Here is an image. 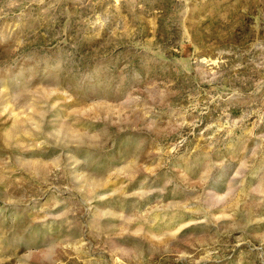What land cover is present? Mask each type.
Returning <instances> with one entry per match:
<instances>
[{"label":"rangeland","instance_id":"1","mask_svg":"<svg viewBox=\"0 0 264 264\" xmlns=\"http://www.w3.org/2000/svg\"><path fill=\"white\" fill-rule=\"evenodd\" d=\"M0 264H264V0H0Z\"/></svg>","mask_w":264,"mask_h":264}]
</instances>
